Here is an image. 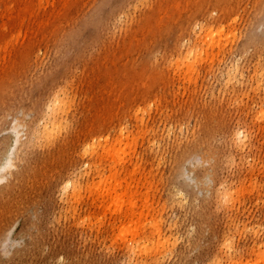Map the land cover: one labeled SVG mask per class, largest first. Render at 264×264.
Masks as SVG:
<instances>
[{"label": "rangeland", "instance_id": "374dc122", "mask_svg": "<svg viewBox=\"0 0 264 264\" xmlns=\"http://www.w3.org/2000/svg\"><path fill=\"white\" fill-rule=\"evenodd\" d=\"M263 8L264 0H0V154L12 122L18 140L12 177L0 181V264H125L130 235L154 228L117 215L128 199L130 211L145 213L153 200L172 207L164 220L176 222L178 239L158 264H238L222 242L234 219L245 227L240 264H264V234L254 241L251 231L264 229L254 207L264 119H253L264 107ZM61 87L70 110L49 141L43 121ZM238 127L252 139L240 164L228 160ZM78 177L79 200L66 187ZM227 184L236 199L222 204Z\"/></svg>", "mask_w": 264, "mask_h": 264}, {"label": "bare ground", "instance_id": "6f19581e", "mask_svg": "<svg viewBox=\"0 0 264 264\" xmlns=\"http://www.w3.org/2000/svg\"><path fill=\"white\" fill-rule=\"evenodd\" d=\"M165 10L169 11V7L166 6ZM209 8H207L201 15H205V14H210V11H208ZM156 15L158 17H160L161 19H164V16H160L158 13V9L155 11ZM261 18L258 21V25L260 26L259 29L260 31L258 33H261L264 30V8L262 9L261 12ZM181 17V15L179 16V18ZM205 18H202V21H204ZM201 21V22H202ZM193 26L197 27L199 30L204 29V26H207L208 24L202 25L200 22H194L192 24ZM208 27V26H207ZM205 28V30L207 31V35L209 36L212 33V28ZM185 28V27H184ZM182 26L180 27L181 30V37L183 36V29ZM258 29V30H259ZM194 33H197V31L194 30ZM181 41H184V36L181 38ZM174 41H176L175 44H178L179 47L183 46V44H179L177 42H179V40L177 38H173ZM220 41L218 42V45H220V42L222 41V39H219ZM181 50H183L181 48ZM200 50L198 51V53L200 54ZM196 53L195 56L197 55V52H193ZM155 56V55H154ZM157 60V58H155ZM235 65V69L237 68L236 64ZM262 78V77H261ZM262 82L264 81V79H261ZM261 84V83H259ZM66 87H61V89L56 92V94H54V96H52L50 98V100L48 101V113H47V117L44 118V126H45V132L43 133V136L46 135V138H48L49 141H52L54 138V134L58 129H62L64 127V118L65 114L68 116V109L66 107V103H67V98L65 95L66 92ZM65 95V96H64ZM75 104H71L69 105V107L74 108ZM253 119L256 120V123L262 121L264 119V107L260 106L258 109V112L256 115H253ZM16 126L13 124V122L9 125V127L5 130V142H3L5 144L4 150L3 152H1L0 154V181L2 179H4L7 175H11L12 171H10L12 169V167H14V161H13V157H11L12 155H14V150L17 146V138H16ZM122 136H126L124 132H120V137ZM159 133L154 134L152 133L149 136L148 142L150 144V146H157L158 145V139L159 137ZM19 139V138H18ZM233 139H234V145H235V154L226 158L230 161H232L233 163L236 164H240V163H244L243 159H245V157L247 156L250 144H251V137L250 135L247 133V131L242 128V127H238L234 132H233ZM17 140V141H16ZM116 140H118V137L116 138ZM97 145H94L90 140H88L85 143V150L86 152L89 153V155H91L92 158H94V156L97 153ZM158 154H155L153 156V158L158 157ZM252 163L249 164L250 168L249 171L250 172H254V165L257 162L256 158L251 159ZM160 159L157 162V165H160ZM90 172H86V174H89ZM12 177V175H11ZM82 178L78 177V179H76L75 181L71 180L67 182V189L69 190V194L75 195V198H78V200L80 199L79 197L81 196V183L80 180ZM11 180H9L7 182V185L11 184L10 183ZM254 182V181H253ZM252 182V189L256 188V182L253 183ZM176 185V184H175ZM67 193V192H66ZM218 199L220 201V203H226V202H234L236 199V196H234V193L231 189V185L227 184L224 186V188H220L218 190ZM68 194V195H69ZM174 194L177 196V200H178V208H181V202L185 201V190L182 189L180 186H178L177 189H175ZM261 195H263V197H261ZM149 197V194L146 195ZM257 198H260V202H255L254 203V207L255 208H260L264 210V188L263 191H259V194L256 195ZM77 200V201H78ZM194 201H197V198L194 199ZM122 203L121 199L118 197H115L114 199H112V201L110 203ZM134 201H132L131 199L127 200V204L126 207H120L117 208L115 211L119 214V216H132L130 218L131 221H138V222H146L148 224H150L152 227H154L152 229V231H150L147 234H143V227L142 228H138L137 231L133 234L130 235V237L127 239L128 242L131 243H126L128 245V252H127V259H126V263L125 264H158V262L160 261V254L161 251L163 253H170L172 252V249L175 246V243L178 239L177 237V224L176 222L171 219V217L166 218L168 221L164 220V214L167 213V210L170 208H172L170 205H168L166 202L161 203V204H157V202H155V200H153L150 203L149 208H147L145 210V213L139 212V211H130V206L134 205ZM124 205V203H123ZM180 209H178L179 211ZM3 225L0 227V237L5 233L6 230V226L5 224L7 223L5 220H3ZM84 221V220H83ZM191 226L193 227V224H191ZM227 228L226 231L222 232V237H223V244L226 247V252L229 253L231 251L235 252L239 257H235L234 262L240 264L242 261L241 259V252H239L237 249L239 247V243L241 241V236L242 234H244L245 232V227L242 226V224L234 219L231 220L228 224H227ZM235 229L234 232L231 231V229ZM108 230H112V231H117L118 234L124 233L126 231L125 227L123 226H116L115 224L112 225V227L108 228ZM199 231L203 234L205 232V228L203 226H201L199 228ZM251 231H252V235L255 241V238L258 237L260 234H264V229L261 230V227H251ZM253 251L255 250L254 248L252 249ZM150 256H153V261L150 262L148 260V258ZM58 257L57 256H53L52 259L53 261H56Z\"/></svg>", "mask_w": 264, "mask_h": 264}]
</instances>
